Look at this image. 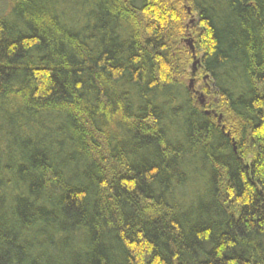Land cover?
Instances as JSON below:
<instances>
[{"label":"trees","instance_id":"16d2710c","mask_svg":"<svg viewBox=\"0 0 264 264\" xmlns=\"http://www.w3.org/2000/svg\"><path fill=\"white\" fill-rule=\"evenodd\" d=\"M7 4L0 264H264V0Z\"/></svg>","mask_w":264,"mask_h":264},{"label":"rangeland","instance_id":"374dc122","mask_svg":"<svg viewBox=\"0 0 264 264\" xmlns=\"http://www.w3.org/2000/svg\"><path fill=\"white\" fill-rule=\"evenodd\" d=\"M7 2H8V0H0V12L6 13L8 11V4H7ZM193 60H192V62L188 66V71L190 73V77H189V79H187L188 86H189V81L191 80V78L198 79L199 76H197V75L200 72L199 71V68H196V65H195V67H193V62H194ZM193 68L195 69L194 75H192ZM204 83H205V81H204ZM197 84L195 83V86H193V88L191 90L195 91V97H196L197 101H199V103H200V99H198V98H199L200 95L203 96V93L200 92V90H199L198 87L200 86V84H203L202 79H201V82H199V84H198L199 86H197ZM203 100H204V97H203Z\"/></svg>","mask_w":264,"mask_h":264},{"label":"water","instance_id":"95a60500","mask_svg":"<svg viewBox=\"0 0 264 264\" xmlns=\"http://www.w3.org/2000/svg\"><path fill=\"white\" fill-rule=\"evenodd\" d=\"M187 43H188V45H189V47H190V49H191V51H192V46H191L190 41L188 40ZM193 59H194L193 67H195V65L198 64V60H197L195 57H194ZM194 71H195V69L193 68V73H192L193 75H194ZM193 83H194V80L191 79V80L189 81V88H190V89L193 88ZM198 99H200V104H202V103L204 102V100H203V96H202V95H200ZM219 119H220V117H219Z\"/></svg>","mask_w":264,"mask_h":264},{"label":"bare ground","instance_id":"6f19581e","mask_svg":"<svg viewBox=\"0 0 264 264\" xmlns=\"http://www.w3.org/2000/svg\"><path fill=\"white\" fill-rule=\"evenodd\" d=\"M198 60V59H197ZM194 61V60H193ZM193 75V74H192ZM191 79H193L194 80V78H191ZM220 117V116H219ZM219 117L217 118V121L218 122H220V119H219Z\"/></svg>","mask_w":264,"mask_h":264}]
</instances>
